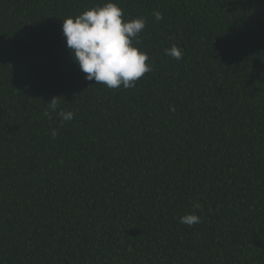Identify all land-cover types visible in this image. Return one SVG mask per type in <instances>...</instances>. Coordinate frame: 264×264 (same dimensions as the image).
<instances>
[{"label":"trees","instance_id":"16d2710c","mask_svg":"<svg viewBox=\"0 0 264 264\" xmlns=\"http://www.w3.org/2000/svg\"><path fill=\"white\" fill-rule=\"evenodd\" d=\"M107 2L0 0V264H264V0H111L147 21L128 89L62 34Z\"/></svg>","mask_w":264,"mask_h":264},{"label":"clouds","instance_id":"9594fccd","mask_svg":"<svg viewBox=\"0 0 264 264\" xmlns=\"http://www.w3.org/2000/svg\"><path fill=\"white\" fill-rule=\"evenodd\" d=\"M156 21L163 19L160 11L153 13ZM146 19L142 17L131 20L124 19L123 10L118 4L111 2L102 6L92 7L76 17L63 20L62 34L66 40L74 62L86 73L85 79L103 84L109 89H124L135 87V82L146 73L152 71L148 54L136 45L138 37L146 27ZM135 41V43H134ZM165 55L180 60L182 50L176 45L164 50ZM59 98L54 97L44 112L45 117L56 112L62 121H71L74 114L71 111L58 110ZM58 132L53 130L54 139ZM195 210L201 209L199 203H194ZM202 222V216L196 211L180 218L181 224L188 226Z\"/></svg>","mask_w":264,"mask_h":264}]
</instances>
